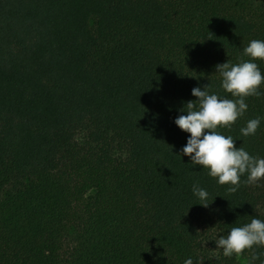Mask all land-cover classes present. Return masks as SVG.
Wrapping results in <instances>:
<instances>
[{"label":"trees","instance_id":"trees-1","mask_svg":"<svg viewBox=\"0 0 264 264\" xmlns=\"http://www.w3.org/2000/svg\"><path fill=\"white\" fill-rule=\"evenodd\" d=\"M254 39L264 0H0V264H264L215 243L264 221V178L229 192L174 122L194 87L234 99L216 65ZM245 102L217 131L264 158V95Z\"/></svg>","mask_w":264,"mask_h":264},{"label":"clouds","instance_id":"clouds-1","mask_svg":"<svg viewBox=\"0 0 264 264\" xmlns=\"http://www.w3.org/2000/svg\"><path fill=\"white\" fill-rule=\"evenodd\" d=\"M227 53V51H226ZM243 56L249 57L232 64L228 60L216 65V72L222 78V88L234 99L221 98L209 94V85L194 87L192 95L196 100L186 102L175 124L189 133L186 145L180 155L188 156L192 165H199L208 170V175L215 178L219 185H230L229 192H236L241 184V176L247 174L246 184H257L264 178V158L250 155L243 147H237L232 136L225 137L217 129L231 128L235 121L244 115L248 105L245 99L249 96L260 97L264 92L260 86L264 83L257 59L264 60V41L251 40L243 49ZM260 125V118L250 119L246 127L240 129L243 137L255 135ZM207 130V131H206ZM193 193L207 207L208 193L194 184ZM216 248L223 249L225 257L235 254L239 257L246 249L264 248V221L253 218L242 227L231 228L228 235L215 240ZM264 255V253H261ZM253 260L258 255L253 254ZM184 264H193L191 258Z\"/></svg>","mask_w":264,"mask_h":264},{"label":"rangeland","instance_id":"rangeland-1","mask_svg":"<svg viewBox=\"0 0 264 264\" xmlns=\"http://www.w3.org/2000/svg\"><path fill=\"white\" fill-rule=\"evenodd\" d=\"M243 262H245V260H243Z\"/></svg>","mask_w":264,"mask_h":264}]
</instances>
